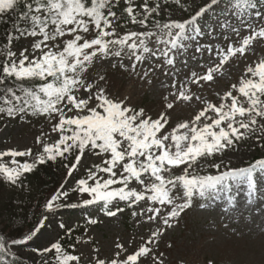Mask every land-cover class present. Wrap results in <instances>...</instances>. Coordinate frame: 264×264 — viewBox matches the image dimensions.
I'll return each mask as SVG.
<instances>
[{
    "label": "snow or ice",
    "instance_id": "snow-or-ice-1",
    "mask_svg": "<svg viewBox=\"0 0 264 264\" xmlns=\"http://www.w3.org/2000/svg\"><path fill=\"white\" fill-rule=\"evenodd\" d=\"M174 2L189 11L181 0ZM119 3L0 0V21H12L0 48V117H43L59 137L48 143V134L42 132L36 137L41 149L35 156L31 148L0 152V160L12 158V166L0 162V179L23 189L24 177L39 165L73 158L64 164L70 178L86 154L101 158L74 186L66 188V180L46 199L43 208L49 215H43L27 234L10 241L0 235L4 255H17L13 249L27 246L58 210L69 207L95 205L107 218H118L128 208L138 222L146 219L156 225V231L131 253L119 242L111 257H102L101 249L94 248V264H145L142 258H147V264H166L164 254L156 253L153 245L158 247L159 238L178 227L194 206L205 209L223 202L218 205L223 213L243 214L245 208L255 211L250 206L259 203L264 226V157L243 167H230L223 160L227 151H238V145L253 137L264 147V58L245 67L238 85L224 92L219 105L194 96L188 87L215 82L233 57L256 53L254 44L264 42V0H206L187 18L166 22L158 17L169 11V0H143L138 9L133 0H124L125 24L143 29L124 34L119 32L121 17L113 10ZM234 37L240 38L237 44L229 42ZM21 38L33 39L31 51L13 50L14 41ZM219 42L225 46L213 47ZM204 55L210 61L207 69L189 72L188 83H181L178 64L186 67L188 59ZM99 62H109L148 83L155 67H165L164 75H172V91L164 97H171V102L165 108L172 110L177 102L193 100L202 107L168 131L166 112L153 119L143 108L128 105L127 98H112L101 83L105 75L92 80L90 70ZM17 157L33 159L21 162ZM205 166L215 172L201 174L198 169ZM70 192L79 195L78 203L68 202ZM241 192L246 198L243 207L238 203ZM88 223L97 225L102 220L90 218ZM71 231L66 229V235ZM70 249L56 240L32 251L44 258L41 264H81L76 244Z\"/></svg>",
    "mask_w": 264,
    "mask_h": 264
},
{
    "label": "rangeland",
    "instance_id": "rangeland-1",
    "mask_svg": "<svg viewBox=\"0 0 264 264\" xmlns=\"http://www.w3.org/2000/svg\"><path fill=\"white\" fill-rule=\"evenodd\" d=\"M174 2V0H172ZM206 0H181L187 6V12L182 9L166 6L167 11L163 17H158L162 22H166L169 18L182 20L187 18L193 9H198ZM143 3L141 0H134V5L139 7ZM127 5L124 0L113 9L117 15L121 17L120 23L123 25L119 32L124 34L130 31L143 30L137 25L128 22L126 13L123 9ZM226 6V5H225ZM218 41L219 37L216 38ZM239 37H234L230 43L237 44ZM33 42L32 38L20 39L13 44V50L19 53L23 48H29ZM223 42L213 45V47L223 48ZM257 49L253 54L249 51L246 57H233L223 73L217 74V80L210 83H202L200 85L188 84L194 96H201L203 100L219 105L221 97L225 91L231 89L232 84L239 83V78L245 67L253 63L259 58H264V42L254 44ZM191 54H189L190 56ZM188 58V57H185ZM179 59V58H178ZM115 62V61H113ZM149 63H154L149 61ZM209 58L207 55L199 56L196 60L188 59V65L185 67L178 64L179 81L188 83L186 77L189 72H202L209 66ZM202 65V67H201ZM146 70V65H141ZM155 67V64H154ZM165 67H155V71L150 73L148 80L140 79L137 75L130 74L121 70L118 66L113 68L109 62H99L90 70L92 80H96L98 74L106 77L105 82H101L107 93L112 97L120 100L127 98L126 103L135 107L137 110L143 108L147 115L153 119L157 118L161 112H166L169 118L167 130L171 131L178 123L190 120L194 114L202 107L200 101L193 100L191 102H177L172 110L165 108L166 103L171 102L165 100V96H169L170 85L172 83V75H164ZM234 91V90H233ZM234 94L235 93L234 91ZM71 115V113H69ZM213 115V113H209ZM210 122V121H209ZM48 134L45 139L48 143H55L59 138L58 133L51 132V124L43 117L38 119H0V152L8 149L26 150L31 148L33 156L40 151L41 146L36 144V137L41 133ZM238 151L231 149L226 152L223 157L224 164L230 167H243L254 162L255 159L264 157V147H261L253 137L251 140L244 141L238 145ZM11 157H4L0 162L12 166ZM17 160L23 162L31 161L33 157H17ZM219 157L216 162H219ZM101 158L90 153L86 154L82 159L81 165L76 169L72 177L65 178L66 188L75 185V181L85 176L86 169L94 164H100ZM201 174L206 172H215L214 169L205 166L204 169H198ZM25 187L23 189L13 187L0 179V203L6 202L13 196L17 197L15 203L19 204L18 197L24 196L27 192L29 184L27 175L24 177ZM264 184V182H262ZM80 197L76 193L70 192L69 203H78ZM223 202L211 207L201 209L194 206L183 216L178 227L168 229L167 232L159 238V246L155 247L156 253H163L166 264H264V226L261 224L259 212L260 204H254L250 207L255 211H248L245 208L243 214L241 212L223 213L221 207L218 206ZM238 203L243 207L246 204L244 193L241 192ZM121 207H125L123 203ZM132 209L125 208L118 218H107L100 209L93 205L89 207L63 208L58 210L53 218L47 223L40 234L29 242L27 246H17L13 249L17 252V264H41L43 257H38L32 249L43 248L50 243L58 240L60 234L66 229H72L75 225L86 219H100L102 223L97 225H88L86 234L77 244L75 254L81 255V264H94L96 255L92 250L94 248L101 249L102 257H111L115 252V243L119 242L125 245L128 252L131 253L138 248L150 235L156 231L155 223H143L137 221V218L131 215ZM46 215H49L46 213ZM64 223L65 229H60L58 225ZM0 226H3L0 220ZM1 228V227H0ZM171 245V247H169ZM147 264V258H142ZM5 264V261H1Z\"/></svg>",
    "mask_w": 264,
    "mask_h": 264
},
{
    "label": "trees",
    "instance_id": "trees-1",
    "mask_svg": "<svg viewBox=\"0 0 264 264\" xmlns=\"http://www.w3.org/2000/svg\"><path fill=\"white\" fill-rule=\"evenodd\" d=\"M167 6L180 9L172 0H169ZM185 7L187 8V6ZM5 19L8 18L6 17ZM11 24V19H8L7 24L0 21V48H2L6 42V30H12ZM2 58L3 57L0 56V59ZM29 117L39 118L40 116ZM0 118L7 119V117ZM72 159L73 158H69V160L63 162L57 161L56 163L49 162L44 165H39L29 174L30 186H28V192L23 197H18V201L20 200L19 204L15 203L17 200L16 196L7 199L6 202L0 203V220L3 223L2 228H0V235H3L10 241L13 238H21L22 235L27 234L35 227L39 219L45 213L43 205L46 199L59 189L61 184L65 183L67 168L64 167V164H70ZM86 226V222H81L70 234L66 235V231L62 233L59 240L64 244L65 248L71 251L70 245L77 244L79 239L83 237ZM2 255L4 254L0 253V256Z\"/></svg>",
    "mask_w": 264,
    "mask_h": 264
}]
</instances>
